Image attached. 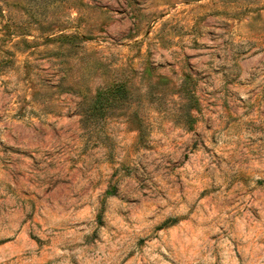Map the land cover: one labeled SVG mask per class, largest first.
I'll use <instances>...</instances> for the list:
<instances>
[{
    "label": "rangeland",
    "instance_id": "obj_1",
    "mask_svg": "<svg viewBox=\"0 0 264 264\" xmlns=\"http://www.w3.org/2000/svg\"><path fill=\"white\" fill-rule=\"evenodd\" d=\"M0 264H264V0H0Z\"/></svg>",
    "mask_w": 264,
    "mask_h": 264
}]
</instances>
